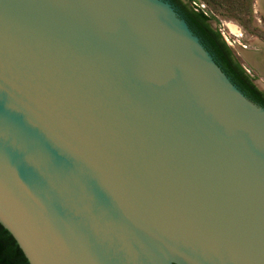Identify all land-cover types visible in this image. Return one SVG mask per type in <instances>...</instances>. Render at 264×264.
<instances>
[{
	"label": "water",
	"instance_id": "95a60500",
	"mask_svg": "<svg viewBox=\"0 0 264 264\" xmlns=\"http://www.w3.org/2000/svg\"><path fill=\"white\" fill-rule=\"evenodd\" d=\"M0 225L29 264H264V109L168 0H0Z\"/></svg>",
	"mask_w": 264,
	"mask_h": 264
},
{
	"label": "trees",
	"instance_id": "16d2710c",
	"mask_svg": "<svg viewBox=\"0 0 264 264\" xmlns=\"http://www.w3.org/2000/svg\"><path fill=\"white\" fill-rule=\"evenodd\" d=\"M180 8V15L192 32L200 39L215 63L230 81L254 104L264 109V94L253 84V79L244 71L230 48L223 41L217 29L211 26V17L201 11H194L192 0H170ZM224 13L242 21L249 16L250 0H210ZM0 264H29L12 236L0 225Z\"/></svg>",
	"mask_w": 264,
	"mask_h": 264
},
{
	"label": "rangeland",
	"instance_id": "374dc122",
	"mask_svg": "<svg viewBox=\"0 0 264 264\" xmlns=\"http://www.w3.org/2000/svg\"><path fill=\"white\" fill-rule=\"evenodd\" d=\"M192 2H195L200 10L208 17H211L212 27L217 29L223 41L242 65L244 71L254 77L257 80L256 84L261 89H264V77L259 75L247 60L249 58L247 56L248 52L254 51L255 45L260 44V42L264 44V1L250 0V14L249 16H242L243 20L241 22L224 13L218 5L213 3L214 1L192 0L190 5H192ZM221 32L224 33L226 40L221 35ZM244 47L246 48L242 49Z\"/></svg>",
	"mask_w": 264,
	"mask_h": 264
},
{
	"label": "crops",
	"instance_id": "0c3cea01",
	"mask_svg": "<svg viewBox=\"0 0 264 264\" xmlns=\"http://www.w3.org/2000/svg\"><path fill=\"white\" fill-rule=\"evenodd\" d=\"M260 46L259 50L256 49L254 53H248L247 59L249 61L250 66L253 69H257L258 71L264 73V44L260 42L258 47Z\"/></svg>",
	"mask_w": 264,
	"mask_h": 264
},
{
	"label": "flooded vegetation",
	"instance_id": "af4514ba",
	"mask_svg": "<svg viewBox=\"0 0 264 264\" xmlns=\"http://www.w3.org/2000/svg\"><path fill=\"white\" fill-rule=\"evenodd\" d=\"M173 6H174V8L179 12V10H180V8L175 4V2H172V1H170V0H168ZM180 13V12H179ZM212 26V25H211ZM213 28V27H212ZM246 47H244V48H242V49H245ZM254 48H255V50L254 51H247L248 53H254L255 51H256V49L257 50H259V48H260V46L258 47V44L257 45H255L254 46ZM255 71L259 74V75H261V76H263L264 77V73H262V72H260V71H258L257 69H255ZM250 76V75H249ZM251 77V76H250ZM252 79H253V84L255 85V87L259 90V91H261L263 94H264V89H261L257 84H256V79L254 78V77H251Z\"/></svg>",
	"mask_w": 264,
	"mask_h": 264
},
{
	"label": "built area",
	"instance_id": "2783aa9c",
	"mask_svg": "<svg viewBox=\"0 0 264 264\" xmlns=\"http://www.w3.org/2000/svg\"><path fill=\"white\" fill-rule=\"evenodd\" d=\"M192 7H193V9H194V11H201V12H203L202 10H200V8L198 7V5L195 3V2H192V5H191ZM204 13V12H203ZM204 15H206L205 13H204ZM207 16V15H206ZM221 35L223 36V38L226 40V38L224 37V33L223 32H221Z\"/></svg>",
	"mask_w": 264,
	"mask_h": 264
},
{
	"label": "bare ground",
	"instance_id": "6f19581e",
	"mask_svg": "<svg viewBox=\"0 0 264 264\" xmlns=\"http://www.w3.org/2000/svg\"><path fill=\"white\" fill-rule=\"evenodd\" d=\"M264 1V0H263ZM263 7H264V3H263ZM264 9V8H263ZM264 11V10H263Z\"/></svg>",
	"mask_w": 264,
	"mask_h": 264
}]
</instances>
